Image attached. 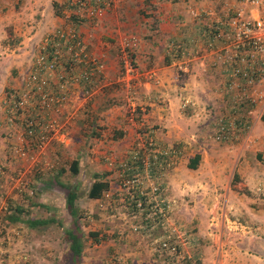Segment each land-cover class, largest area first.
I'll use <instances>...</instances> for the list:
<instances>
[{
  "label": "crops",
  "instance_id": "1",
  "mask_svg": "<svg viewBox=\"0 0 264 264\" xmlns=\"http://www.w3.org/2000/svg\"><path fill=\"white\" fill-rule=\"evenodd\" d=\"M65 1L0 0V54L6 43L20 37L27 46L30 44L27 41H31L30 53V47L37 46L42 38L62 24L67 15ZM228 2L113 0L112 8L101 20L90 26L82 23L79 27L81 36L90 45V54L104 61V70L99 79L91 77L72 88L71 110L81 102L94 106L92 126L97 134L89 161L98 174L102 171L110 173L103 180L108 184L107 192L113 206L107 210L104 206L107 200L103 196L91 200V206L96 204L92 216L94 222L89 233L91 236L85 237L86 246L82 247L79 264H167L158 246L162 230L155 213L146 210L136 215L134 211L129 212L133 208L124 211L120 207L123 198L121 178L114 166L120 162H132L135 142L139 139L135 125L124 117V107L132 112L136 109L143 111L140 116L144 128L158 148H173L180 154L175 167L155 179L161 192L164 194L165 191L173 199L174 220L180 218L182 201H185L181 195H187L189 190L194 191L190 194L194 198L189 196L188 207L194 206V211L199 203V211L206 217H213L212 213L217 215L220 202V214L224 217L227 213L254 214V204L249 203L261 202L259 194L263 195L264 191V166L258 158L264 161V131L260 127L264 116L253 113L249 119L250 132L239 135L233 143L209 140L214 118L227 112L224 77L212 56L218 44L208 47L209 39L205 36V24L211 20L205 15L194 18L191 11L220 14ZM28 17L34 21V39H25L26 31L22 29V23ZM128 36L137 39L132 58L136 70L144 76L133 94L126 93L117 65V44ZM182 48L194 52L183 72L179 70L178 60V51ZM20 55L22 60L28 57L27 52ZM18 69L16 78L23 74L21 66ZM79 73L80 69L74 71V74ZM82 90L87 93L82 95ZM107 105H110L108 109ZM69 121L63 124L67 134L65 145L51 146L48 152L51 156L57 155L58 151L64 155L61 148L68 147L75 154L85 153L79 141L75 144L69 142L72 138L78 139L80 121L74 122L72 118ZM2 140L0 159L3 158L4 162L8 158ZM194 158L196 166L189 169L187 165ZM42 159L39 158L37 167L41 166ZM112 161L113 167L108 164ZM133 169L142 178V187L147 188L148 182L141 167L134 165ZM56 173H50V180L61 186L64 183L54 179ZM233 178L236 189L242 188L246 193L230 189ZM202 190L204 194L200 195L207 197L205 202H209V206L203 207L202 201L196 199ZM46 205L50 207V204Z\"/></svg>",
  "mask_w": 264,
  "mask_h": 264
},
{
  "label": "built area",
  "instance_id": "2",
  "mask_svg": "<svg viewBox=\"0 0 264 264\" xmlns=\"http://www.w3.org/2000/svg\"><path fill=\"white\" fill-rule=\"evenodd\" d=\"M229 1L220 14L191 11L194 18L200 19L202 15L210 18L205 24V36L209 39L208 47L218 44L212 56L224 77L227 112L214 118L209 135L214 143H233L239 135L248 134L250 117L264 112V0ZM112 5L113 0L65 1L64 21L42 39L28 72L14 80L0 101L1 122L6 138L10 139L7 149L11 156L43 153L44 144L51 140L65 145L64 125L72 118L69 114L72 88L91 77L99 79L104 70V61L90 54V45L81 36L79 27L82 23L90 26L101 20ZM136 45L135 36L122 38L117 44L119 79L127 94H133L144 78L132 58ZM193 55L194 52L185 48L178 51L180 71L186 69ZM76 69H80L79 74H74ZM86 93L82 90V95ZM128 121L142 129L138 132L140 142L136 143L139 151L135 152L137 155L141 151L143 155L139 164L145 179L154 181L143 188L140 175L132 169L134 165L120 162L114 166L113 161L109 162L121 178L120 207L142 211V206L147 204L150 213L163 219L169 201L161 195L155 179L169 171L179 155L173 148L161 150L149 139L140 115H132ZM128 171L133 172L130 178ZM0 175L11 180L1 169ZM103 198L107 200L106 209L113 207L108 192ZM169 239H164L159 248L175 256L177 249Z\"/></svg>",
  "mask_w": 264,
  "mask_h": 264
},
{
  "label": "rangeland",
  "instance_id": "3",
  "mask_svg": "<svg viewBox=\"0 0 264 264\" xmlns=\"http://www.w3.org/2000/svg\"><path fill=\"white\" fill-rule=\"evenodd\" d=\"M221 1L226 2V0ZM25 15L28 16L27 13ZM22 24H24L22 29L26 31L25 39L32 38L35 33L32 18L28 17ZM42 39L37 43V46H39ZM23 41V38L20 37L17 41L12 40L6 43L2 54H0V101L7 95L9 88L13 86L14 81L12 80L19 75V73L17 74L20 71L18 67L21 66L23 74L27 73L37 53V46L30 47L29 53L28 46L31 41H27L30 43L28 46ZM23 52H27L28 57L25 56L22 60L20 54ZM107 106L106 109L110 105ZM93 107L86 104V102H81L80 105L74 106L72 110L69 109V114L72 115L74 122L80 121L78 139L72 138L69 140L71 144L79 141L80 146H82L80 148L86 150L85 153L80 152V154L70 151L71 147L67 146V149L59 147L63 150L64 155L59 154L60 151H58L56 152L57 155L51 156L48 153L51 146H64L51 140L44 144L45 152L43 153H31L20 158L11 156L7 149L10 139L6 138L0 114V140L3 139L8 158L6 161L4 160L5 163L2 161L3 158L0 159V169L4 175L11 179H4L0 175V264L69 263L68 246L62 238V230L70 224V218L64 208L65 191L62 188L63 186H58L50 180V173L60 170H63V173L58 179L64 185L77 187L75 207L79 216L78 224L83 234L82 247L86 246L84 244L85 237L89 236L92 231L94 222L92 216L95 214L96 204L91 206V200L86 198L85 192L91 182V175L99 172L93 169V165L89 161L93 156L90 154V150L97 134L92 126L94 119ZM141 112L143 111L138 109L132 112L130 108L124 107V117L127 119L132 115H140ZM260 116L263 117L264 112ZM260 127L261 131H264V119ZM135 128L137 134L142 130L138 126H135ZM149 139L152 141L150 137ZM139 142L138 139L135 143ZM138 149L139 146L135 145L134 150L138 152ZM136 152L132 154V162L124 163L128 166L139 165L143 155L141 151L137 155ZM40 157L43 158L40 161L41 166L37 167ZM44 159H46V162ZM76 160L78 161V173L76 176H71L68 168L71 162ZM1 162L3 163L1 164ZM175 165L165 173L170 172ZM107 168L111 170V167L107 166ZM109 174L108 171L101 172L103 178ZM127 178H130L129 174ZM152 181L154 180L149 178L147 182ZM233 181L234 178L230 184L232 191L246 193L242 188L237 190L234 186L235 181ZM187 192V195L185 193L181 195L182 198H185V201H182L180 218L174 220L173 199L168 197L165 191L164 194L160 191L161 195H164L169 201V207L163 219L156 215L158 218L157 224L162 230L158 246L164 239L170 238L169 243L177 249L175 256L160 250L161 257L166 259L167 264H264V191L262 192L263 195L259 194L261 199L259 204L249 203L254 204V214L241 213L236 215L227 213L226 217L220 214L221 202L218 205L217 215L212 213L213 217H206L204 212H200L199 203H197L196 209L194 208V211H192L194 206L188 207V199L194 191L189 190ZM200 193L203 195L204 190L196 195V199L202 201L203 207L209 206L210 203L205 202L207 197L201 196ZM190 198L193 199L194 196H190ZM46 204H50V207ZM14 207L23 210L21 214L23 219L53 218L61 223V227H58L57 222L35 229H29L19 222L6 225L3 216L8 214ZM148 207L149 205L144 204L142 211L130 208L129 212L134 211L136 215H141Z\"/></svg>",
  "mask_w": 264,
  "mask_h": 264
},
{
  "label": "trees",
  "instance_id": "4",
  "mask_svg": "<svg viewBox=\"0 0 264 264\" xmlns=\"http://www.w3.org/2000/svg\"><path fill=\"white\" fill-rule=\"evenodd\" d=\"M262 165L264 166V161L260 160ZM136 165V164H135ZM140 166V164H139ZM196 166V159L190 160L187 167L189 169H194ZM68 171L71 176H76L78 173V161H72ZM131 171L127 172V175L131 174ZM63 173V170H60L56 173L54 176L55 178H58ZM103 176L101 174H92L91 175V182L86 189L85 196L86 198L90 200L99 199L105 192L108 191V184L106 181L103 180ZM62 188L65 191L64 195V208L66 210V213L68 214L70 218V224L67 228H64L62 230V238L64 242L68 246V254L70 257V261L68 264H79L80 258H81V251L83 246V234L80 230V226L78 224L79 222V216L77 214V209L75 207V200L77 199V187L76 186H70V185H64ZM23 213V210L19 207H14L8 214H5L3 216L4 222H6V225L13 224V223H23L27 228L29 229H35L37 227H43L47 226L49 224L56 223L53 218L48 219H23L21 218V214ZM58 227H61V223L57 222ZM91 236V234H89Z\"/></svg>",
  "mask_w": 264,
  "mask_h": 264
}]
</instances>
